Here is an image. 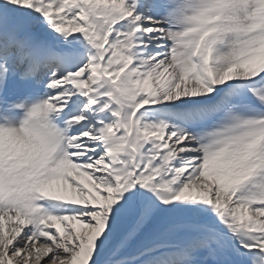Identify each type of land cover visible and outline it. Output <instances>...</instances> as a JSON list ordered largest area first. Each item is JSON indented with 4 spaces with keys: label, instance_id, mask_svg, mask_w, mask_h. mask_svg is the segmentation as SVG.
<instances>
[{
    "label": "snow or ice",
    "instance_id": "1",
    "mask_svg": "<svg viewBox=\"0 0 264 264\" xmlns=\"http://www.w3.org/2000/svg\"><path fill=\"white\" fill-rule=\"evenodd\" d=\"M0 264H264V0H0Z\"/></svg>",
    "mask_w": 264,
    "mask_h": 264
},
{
    "label": "clouds",
    "instance_id": "2",
    "mask_svg": "<svg viewBox=\"0 0 264 264\" xmlns=\"http://www.w3.org/2000/svg\"><path fill=\"white\" fill-rule=\"evenodd\" d=\"M34 123H38V121H34Z\"/></svg>",
    "mask_w": 264,
    "mask_h": 264
}]
</instances>
